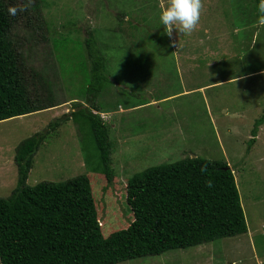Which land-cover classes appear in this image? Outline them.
I'll list each match as a JSON object with an SVG mask.
<instances>
[{
    "label": "rangeland",
    "instance_id": "374dc122",
    "mask_svg": "<svg viewBox=\"0 0 264 264\" xmlns=\"http://www.w3.org/2000/svg\"><path fill=\"white\" fill-rule=\"evenodd\" d=\"M39 1V22L46 24L43 33L62 42L58 73L66 96L55 108L0 123V197L10 196L17 186V147L54 121L61 126L35 156L28 184L87 175L105 237L132 221L126 185L135 174L189 157L223 160L234 172L248 233L119 264H264V124L256 128V121L264 115V26L251 24L231 0H204L198 29L191 35L174 32L177 46L173 47L163 34L157 0H149L154 4L146 10L147 19L140 15L139 0ZM117 9L135 11L126 18L137 26L135 39L130 40L133 25L109 24L117 20ZM27 19L15 30V40L23 44L31 31ZM94 28L100 30L96 37L103 38L98 46L104 47L109 77L117 78L98 98V115L101 120L108 117L114 148L112 184L92 170L98 152L89 133L64 119V114L76 110L77 103L70 99L86 103L89 98L84 92L92 66L83 42ZM105 29L128 33L129 39ZM65 38L70 40L67 44ZM26 44L27 54L46 58L47 48L26 49ZM120 44L123 50L118 49ZM218 48L221 52L217 53ZM46 59L52 67V58ZM30 63L32 68L39 66L36 59ZM182 88L190 90L189 95L154 103Z\"/></svg>",
    "mask_w": 264,
    "mask_h": 264
},
{
    "label": "trees",
    "instance_id": "16d2710c",
    "mask_svg": "<svg viewBox=\"0 0 264 264\" xmlns=\"http://www.w3.org/2000/svg\"><path fill=\"white\" fill-rule=\"evenodd\" d=\"M159 1L155 2L158 7ZM231 1L251 24L258 22L259 0ZM24 2L0 0V123L55 108L66 96L58 73L62 42L43 33L46 24L39 22L40 1L33 0L26 12L15 17L8 14L9 7ZM152 4L149 0H139L140 15L145 14V19ZM128 9H117L114 13L117 20L109 24L133 25V29L129 28L135 32L130 39L133 40L138 35L137 26L126 18L135 11ZM25 18L31 29L25 38L26 49L41 45L47 48L46 58H52V67L45 57L44 60L27 54L24 44L15 40V30ZM105 30L119 34L120 39L125 40L123 36L129 39L128 33ZM99 31L98 28L89 31L83 42L92 66L84 92L89 98L86 103L70 99L69 102L77 103L76 110L71 115L64 114V119L89 133L98 152L92 170L105 175L108 184H112L114 148L109 128L96 111H99L98 96L117 78L109 77L104 47L98 46L103 38L96 37ZM69 41L65 38L64 43ZM122 44L119 50H123ZM133 55L131 52V59ZM34 59L39 63L37 68L30 67ZM263 124L264 115L256 121V128ZM60 126V122L54 121L46 131L34 134L17 147V186L10 196L0 197L1 264H119L248 233L238 185L229 164L223 160L189 157L148 168L128 179L126 201L132 221L127 228L105 237L102 232L105 225L99 218L87 175L63 182L28 184L35 156Z\"/></svg>",
    "mask_w": 264,
    "mask_h": 264
},
{
    "label": "clouds",
    "instance_id": "9594fccd",
    "mask_svg": "<svg viewBox=\"0 0 264 264\" xmlns=\"http://www.w3.org/2000/svg\"><path fill=\"white\" fill-rule=\"evenodd\" d=\"M32 2L33 0H25L22 4L9 7V16L15 17L26 12ZM160 10V21L165 29L163 34L170 38L171 46L176 47L177 42L173 38L174 32L181 35H191L196 31L205 11V4L204 0H161ZM257 12L259 14L258 23L264 26V0H259ZM98 112L96 111L97 114ZM99 117L101 118L100 115ZM102 120L106 123L108 117Z\"/></svg>",
    "mask_w": 264,
    "mask_h": 264
},
{
    "label": "crops",
    "instance_id": "0c3cea01",
    "mask_svg": "<svg viewBox=\"0 0 264 264\" xmlns=\"http://www.w3.org/2000/svg\"><path fill=\"white\" fill-rule=\"evenodd\" d=\"M214 51H216L217 53H218V52H221V51L219 50V48L216 49V50H214ZM214 51H213V52H214ZM178 73H181V72H178ZM237 76H239L240 78H245V77H244L243 75H241V74H238ZM247 76H250V75L247 74ZM230 79H233V78H230ZM223 80H224V79H223ZM228 80H229V79H228ZM181 81H182V80H181ZM224 81H226V80H224ZM221 82H222V81H221ZM218 83H220V82H218ZM218 83H216V84H218ZM189 92H190V90L182 88L181 91L178 92L177 94L172 95V96H168V97L163 98V99H160V100H156V101H154V103H156V104H158V103H165V102L170 101V100H172V99H180V98H182V97H184V96H186V95H189Z\"/></svg>",
    "mask_w": 264,
    "mask_h": 264
}]
</instances>
